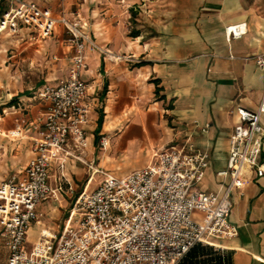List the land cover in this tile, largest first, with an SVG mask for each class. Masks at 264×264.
<instances>
[{
  "label": "crops",
  "instance_id": "1",
  "mask_svg": "<svg viewBox=\"0 0 264 264\" xmlns=\"http://www.w3.org/2000/svg\"><path fill=\"white\" fill-rule=\"evenodd\" d=\"M29 1L56 17L82 19L95 43L87 44L81 76L89 84L86 159L94 168L124 177L148 166L157 150L192 146L210 160L201 188L221 189L217 172L230 157V136L240 123L236 110L258 111L264 97V69L257 62L264 56V0ZM16 4L0 0V16ZM238 24L246 34L229 39L226 27ZM68 38L63 24L46 39L27 26L0 35V184L23 173L36 155V124L47 107L39 92L68 75L74 55ZM101 136L109 140L105 148ZM5 138L10 146L3 145ZM89 170L73 160L66 165L71 185L85 176L79 194L101 182L97 174L89 183ZM58 172H51L54 188ZM232 198L231 220L239 233L221 245L234 264H264V177L249 174ZM50 202L39 212L48 213ZM39 225L29 230L30 244L47 231Z\"/></svg>",
  "mask_w": 264,
  "mask_h": 264
},
{
  "label": "built area",
  "instance_id": "2",
  "mask_svg": "<svg viewBox=\"0 0 264 264\" xmlns=\"http://www.w3.org/2000/svg\"><path fill=\"white\" fill-rule=\"evenodd\" d=\"M12 1L16 6L0 16V35L27 26L46 39L63 24L74 55L68 75L39 92L47 107L36 124L35 157L23 173L0 184V237L7 243V264H179L198 243L226 250L221 242L239 233L231 220L233 192L245 187L249 174L264 177V97L258 111L236 110L240 123L230 136L227 166L217 172L222 180L218 192L201 188L210 160L192 146L157 150L148 166L117 177L86 159L89 84L81 76L88 67L87 44L95 43L82 30V19L64 13L56 17L35 1ZM244 27H226L229 39L242 38ZM257 62L264 69V56ZM108 143L101 136V146ZM69 160L91 169L89 183L97 174L105 178L76 197L60 232L43 231L30 244V228L41 224L39 205L71 186L65 174ZM54 168L59 171L56 188L51 184Z\"/></svg>",
  "mask_w": 264,
  "mask_h": 264
},
{
  "label": "rangeland",
  "instance_id": "3",
  "mask_svg": "<svg viewBox=\"0 0 264 264\" xmlns=\"http://www.w3.org/2000/svg\"><path fill=\"white\" fill-rule=\"evenodd\" d=\"M11 138V137H10ZM8 138H5L3 141V145L4 146H10L11 144L8 142ZM101 146L98 145V148H100ZM88 162V161H87ZM89 163V162H88ZM90 164V163H89ZM87 171L89 172V167L86 166ZM106 171L109 172L108 169H105ZM86 175V174H85ZM80 179L83 178V180L81 181H77L76 177H75V181L76 184L71 185H67L66 187H64L65 193H63V195L61 196L60 194L58 195V199H52L50 200L51 202L48 204H52V209L50 207H48V213H41V224L39 225L40 227L43 228V230H52V231H57L60 228L62 229L64 226V222L67 219L69 212L71 211V209L73 208V204L75 202H72V199H74L75 197H77L79 195V192L81 191L82 185L85 183L84 179L85 176L82 177L79 176ZM105 177L103 175H98L97 177V181H102ZM78 185V186H77ZM70 187H72L73 189H70ZM94 187L92 186L90 188L93 189ZM34 232L31 233L32 236H34ZM32 243V242H31ZM219 251L221 252H226L229 250H224L222 251L221 249H219ZM7 255H8V249L7 247H5V245L3 243L0 242V264H6L7 263Z\"/></svg>",
  "mask_w": 264,
  "mask_h": 264
},
{
  "label": "trees",
  "instance_id": "4",
  "mask_svg": "<svg viewBox=\"0 0 264 264\" xmlns=\"http://www.w3.org/2000/svg\"><path fill=\"white\" fill-rule=\"evenodd\" d=\"M179 264H234L231 251L221 252L213 246L196 244Z\"/></svg>",
  "mask_w": 264,
  "mask_h": 264
},
{
  "label": "bare ground",
  "instance_id": "5",
  "mask_svg": "<svg viewBox=\"0 0 264 264\" xmlns=\"http://www.w3.org/2000/svg\"><path fill=\"white\" fill-rule=\"evenodd\" d=\"M243 29L245 30V27Z\"/></svg>",
  "mask_w": 264,
  "mask_h": 264
}]
</instances>
